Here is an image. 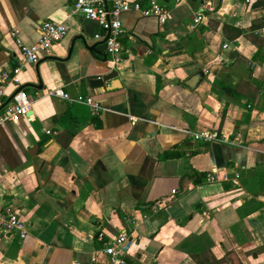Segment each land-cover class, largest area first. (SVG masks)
<instances>
[{"label":"crops","instance_id":"0c3cea01","mask_svg":"<svg viewBox=\"0 0 264 264\" xmlns=\"http://www.w3.org/2000/svg\"><path fill=\"white\" fill-rule=\"evenodd\" d=\"M75 1L0 0V74L18 67L0 107L21 88L33 99L20 121L0 123V214L16 211L28 229L24 239L0 229V264H113L97 233L124 228L125 264H264V4L159 0L165 23L126 11L119 75L94 85L114 70L107 35ZM45 20L69 32L29 63L12 32L35 44ZM57 88L99 101L101 126L82 123L68 140L55 116L75 102L49 94ZM206 128L241 143L193 138ZM173 149L181 155L165 157ZM214 170L231 179L195 183Z\"/></svg>","mask_w":264,"mask_h":264},{"label":"built area","instance_id":"2783aa9c","mask_svg":"<svg viewBox=\"0 0 264 264\" xmlns=\"http://www.w3.org/2000/svg\"><path fill=\"white\" fill-rule=\"evenodd\" d=\"M175 1L179 3L182 0ZM74 9L77 12L83 13L86 18L95 20L101 25V28L107 35L106 50L110 68L114 70L125 61L127 53V49L122 41L124 35V28L121 22L122 13L136 10L144 16H156L162 23H165L170 15L169 7L159 0H148L146 3L142 1L131 2L130 0H76ZM205 9L196 14L194 19L196 24L207 20ZM261 30L264 33V28ZM40 31V40L32 45H28L22 40L19 30L15 29L12 32L26 61L29 63H37L52 49L55 43L67 36L69 28L65 23L45 20L42 23ZM97 37H100V35H97ZM17 70L18 67L14 68L13 71L5 70L0 74V97L4 95L5 84L15 76ZM49 94L65 98L71 102L85 104L89 106L94 116H99L105 110V107L91 95L72 97L62 88L50 90ZM32 106L33 99L29 94L23 89L18 91L13 98L12 104H8L0 114V123L20 121L24 116L28 115ZM44 131L51 135L57 134V131L51 129H45ZM191 134L195 140L206 143L223 142L233 145L241 143L239 134L231 139L216 128H206L201 131L191 132ZM239 176V174H236L233 181L237 182ZM230 179L227 174H221L219 170L209 171L206 174L207 181ZM160 206L158 205L157 208H160ZM0 229L5 232H16L22 239L26 238L28 234L27 223L13 210H7L5 213L0 214ZM97 238L104 241V251L110 257L113 264L126 263V256L131 252L134 245V239L129 229L124 228L114 236L108 238H106L105 231L100 230L97 233Z\"/></svg>","mask_w":264,"mask_h":264},{"label":"trees","instance_id":"16d2710c","mask_svg":"<svg viewBox=\"0 0 264 264\" xmlns=\"http://www.w3.org/2000/svg\"><path fill=\"white\" fill-rule=\"evenodd\" d=\"M257 3L264 4V0H257ZM16 68V67H15ZM226 108L224 115H226ZM224 117V116H223ZM56 121L63 126L65 130L68 131V140H71L76 132V130L79 128V126L82 123L89 122L91 120L96 122L97 126H101L100 121L98 120L97 116L91 115V113L87 110V107L85 105H82L81 103H71L67 106V109L65 112L58 114L55 116ZM181 155V152L178 150H169L165 153V157H178ZM209 172V171H208ZM208 172H198L195 174V183L207 181L206 180V174ZM194 258H197L195 256ZM199 264H204L203 261H200L198 258L196 259Z\"/></svg>","mask_w":264,"mask_h":264},{"label":"water","instance_id":"95a60500","mask_svg":"<svg viewBox=\"0 0 264 264\" xmlns=\"http://www.w3.org/2000/svg\"><path fill=\"white\" fill-rule=\"evenodd\" d=\"M83 39V37H82ZM107 39V38H106ZM87 46V45H86ZM88 47V46H87ZM119 72L118 70H112L108 73H106L105 75L99 77L98 79L94 80L93 83L94 85H103L106 81H109L112 78L118 77ZM202 75L201 74H196L193 77H191L188 80V84L190 85V87L195 88V86L199 83L200 79H201ZM41 81V80H40ZM34 87H37L38 85H33ZM23 88L19 89L18 91L22 90ZM17 91V92H18ZM16 94V93H15ZM15 94L10 97L1 107H0V111L5 108L8 104H12L13 98L15 96Z\"/></svg>","mask_w":264,"mask_h":264}]
</instances>
